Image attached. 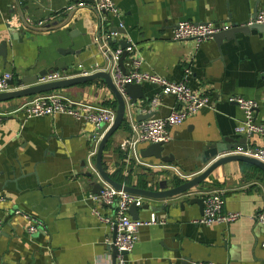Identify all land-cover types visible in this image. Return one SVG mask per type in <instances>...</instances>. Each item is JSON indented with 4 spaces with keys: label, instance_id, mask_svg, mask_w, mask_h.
Segmentation results:
<instances>
[{
    "label": "crops",
    "instance_id": "1",
    "mask_svg": "<svg viewBox=\"0 0 264 264\" xmlns=\"http://www.w3.org/2000/svg\"><path fill=\"white\" fill-rule=\"evenodd\" d=\"M81 1L93 3L0 0V41H9L5 60L0 55V74L10 72L16 81L42 70L56 71L55 62H64L66 68L59 66L60 71L77 72L78 64L90 73L112 70L93 40L101 21L100 37L111 49L133 44L134 54L142 59V71L173 82L185 81L213 102L181 125L168 128L171 139L165 142L162 154L172 155V162L139 154L155 166L147 167L125 162L119 142L131 134V123L141 120L139 115L149 113H142L141 107L146 109L152 98L158 97V105L150 111L156 117L166 116L176 100L173 95L161 94L160 87L152 83L140 84L143 98L135 105L123 94L125 124L107 140L101 157L113 180L147 190L158 189V182L166 180L170 188L221 157L203 161L207 146L225 138H245L239 145L264 148V137L236 132L243 112L227 101L232 95L253 100L257 104L255 121L264 124V33L257 29L247 34L236 31L221 43L213 36L198 48L191 41L172 40L179 21L230 24L227 31L244 25L264 8V0H113L117 15L108 13L100 18L89 7L69 9ZM71 10L70 21L59 27ZM13 16L15 24L20 21L19 27L8 25ZM22 17L42 29L25 28ZM39 20L45 21L42 27L35 25ZM111 27L117 31L110 34L107 30ZM9 28L17 30L16 39L10 38ZM123 66L125 72L130 69L128 55ZM17 88L18 84H9L8 91ZM50 93L115 111L117 107L102 78L0 102V111L8 113L0 124V197L4 198L0 201V264H112L108 244L113 231L93 211L111 216L112 208L89 196L97 194L94 183L84 176L90 173L101 184L95 165L98 146L94 156L88 155L93 148L92 125L61 113L26 118L18 109L33 96ZM145 146L139 145L138 153ZM175 169L191 177H179ZM213 190L221 193L223 210L240 213L237 220L211 225L194 222L201 217L203 207L190 204L189 199L203 198L205 192ZM140 197L137 219L147 220L152 214L156 222L140 227L133 249L126 254V264H264V226L253 218L256 212L264 211V172L253 164L228 161L183 194ZM15 210L21 213L15 214ZM24 214L39 221L38 231L27 232Z\"/></svg>",
    "mask_w": 264,
    "mask_h": 264
},
{
    "label": "built area",
    "instance_id": "2",
    "mask_svg": "<svg viewBox=\"0 0 264 264\" xmlns=\"http://www.w3.org/2000/svg\"><path fill=\"white\" fill-rule=\"evenodd\" d=\"M73 7H89V10L93 15L98 17L108 13L117 15V8L113 0H93L92 4H87L81 1L77 2L74 6H70L69 9ZM25 22L31 25L29 21L25 20ZM15 23L16 18L14 16L8 20L9 26H20V21L17 24ZM44 23L45 21L39 20L36 21L35 25L42 27ZM251 24H264V8L259 9L244 25ZM22 26L27 28L23 22ZM230 27V24L217 25L212 22L196 23L179 21L173 28L172 40L175 42L191 41L193 42L194 48H198L205 40L212 38L217 33L227 31ZM112 33L115 32H111L110 34ZM93 40L98 49L103 51L106 58L109 60L110 65L112 66V70H110L112 82L120 92L123 91L125 84L152 83L160 87L161 94L173 95L176 100L175 107L172 108L166 116H151L131 123V134L124 137L119 142L120 150L125 162L133 161L140 166L155 167L154 165L145 162L139 156L138 146L141 144L148 145L151 143H165L169 141L171 139L168 132L169 127L181 125L186 119L194 116L200 109L207 106H213V102L204 92L191 89L187 86L185 81L173 82L155 73L142 71L140 69L142 59L140 56L134 54L135 46L133 44H130L127 47L111 49L108 46L107 41L103 40L100 36H94ZM123 52H126L128 57H130V69L126 72H123L118 65V59ZM76 70L77 72H74V69L47 72L38 76L33 84L48 83L77 75L90 74V72L84 71L80 64L76 65ZM185 72L188 74L189 68H186ZM11 79L12 74L10 72L6 71L0 74V93L9 90V81ZM227 101L237 104L243 112V121L236 127V132L238 134H243L245 137L253 135L264 137V124L256 123L254 117L255 108L257 107L256 102L237 95L229 96ZM157 105L158 97H154L146 106V109L141 107L142 113H150V111L155 110ZM18 109L24 111L26 118L61 113L70 115L76 120H83L91 124L94 133L92 135L93 148L88 154L89 158L94 156L104 132L109 128L115 118V110L112 108L94 106L84 102H75L61 94L54 93L35 95ZM7 114L8 113L0 111V124ZM237 154L252 157L264 162V148L262 147H251L238 144L235 148L225 151L220 155L228 156ZM88 164L90 168L95 171L93 164L90 162H88ZM170 168L174 169L173 167ZM175 171L179 177H191V175L180 174L176 169ZM99 178L101 180L99 194L89 196L112 208V215L102 216L95 209H93V211L97 214L98 219L108 224L112 231L114 229L116 231L113 244L116 247L117 253L113 264H126V254L133 249L138 238L140 227L154 224L156 218L152 214L147 220L132 218L129 213V207L132 204L138 207L141 206L142 197L126 192L122 189H116L104 181L100 176ZM3 199L0 197V201ZM223 204L224 200L219 191L213 190L205 192L203 196L202 215L198 219H195L194 222L206 225L229 224L240 217V213L237 211L223 210ZM14 213L20 214L21 212L20 210H15ZM23 216L28 221L27 232L35 233L38 231L39 221L25 214ZM253 218L257 223L264 226V211L256 212L253 214Z\"/></svg>",
    "mask_w": 264,
    "mask_h": 264
},
{
    "label": "water",
    "instance_id": "3",
    "mask_svg": "<svg viewBox=\"0 0 264 264\" xmlns=\"http://www.w3.org/2000/svg\"><path fill=\"white\" fill-rule=\"evenodd\" d=\"M256 13L257 12H255V14ZM72 14H73V11L72 10L69 11L66 18L64 20H62L58 26L62 27L63 25H66L70 21ZM21 20L25 24V26H27V29H30V30L31 29H42V28H37L35 26H31L30 24H27L23 17ZM251 29H257L260 32L264 33V24H251V25L235 26L227 32L223 31V32L215 34L214 37L217 39V41L219 43H221L220 41H222V39L224 37L228 38V36H230V34L232 32L241 31L244 34H247L248 32H250ZM107 31L109 33H111V32H116L117 30H116V28L111 27V28H108ZM101 33H102V22L99 21L98 36H100ZM9 35H10L11 39H16L18 36L17 30H15L14 28H9ZM120 43L123 46L126 45V43L124 41H121ZM8 45H9V41H7V40H1L0 41V55L3 57L4 60L6 58V52H7ZM126 55H127V53L123 52L122 55L120 56V58L118 59V65L123 72H125V68L123 66V60L125 59ZM63 63L64 62H55V68L54 69L57 70L59 66H61V67L63 66V69H65L66 67H65V64H63ZM48 71L49 70H42L41 72H39V74H36L33 76H28L27 78H22V79L16 80V81L11 79L9 81V84L14 85L16 83V84H18L19 88L15 89V90H11V91L1 92L0 93V102L15 98V97L30 96V95L38 94V93L45 92V91L60 89V88L66 87V86L91 81V80H94L96 78H102L104 80L105 84L108 86V88L112 92V94L114 95V97L116 98L117 107H116V111H115L114 121L109 126V128L104 132V134H103V136H102V138L98 144V149H97V152L95 155V165H96V169L98 171L99 176L104 181H106L112 187H114L116 189H122L126 192L133 193V194L140 195V196H144V197H148V198L160 199V198H166V197L167 198L168 197H175L177 195L183 194L184 192H186L189 189L197 187L202 181L205 180V178L217 166H219L223 163H226L228 161H232V160L244 161V162L251 163L254 166H256L257 168H259L261 171L264 172V162H262L258 159L252 158V157H247V156L237 154V155L221 156L219 158H216L201 173L195 175L194 177H192L191 179H189L187 181H184V182H182V183H180L174 187H170V188H168V184H167L166 180H160L158 182V189H156V190H147V189L137 188V187L128 186V185H124L122 183H119V182L113 180L104 170V168L102 166V160H101L102 152L104 150V147L106 145L107 140L113 135V133L116 130H118V128L121 126V124L124 120V116H125L126 110H127V104H126V101L123 97V94L127 98H129V100L132 104H135L138 99L143 98L141 85L136 84V83L125 84L123 87V91L120 92L112 82L111 72H110L109 68L106 70H97V71L90 73V74H87V75H77V76H73V77L58 80V81L42 83V84H33V82L36 81V79L39 75H43V74L47 73ZM23 85H25V86H23ZM151 115H152V113L143 114V115H139L137 118L142 120V119L149 118ZM239 143L244 144L245 138H241L238 140H234L232 138H225L224 142H217V143H214L212 145H209V146H207L206 150L204 151L203 161L207 162L208 160H210V158L216 157L217 155L221 154L222 152H224L228 149L235 148ZM164 145H165L164 142L148 144L142 150L139 151V154L144 158H151L152 157V158L158 159L162 162H167V163L172 162L173 161L172 155L162 154L163 150H164ZM243 146H245V145H243ZM84 176L87 177V182H89V183L93 182L94 183V190H95L96 194L98 195L99 190L101 188L100 182L93 180L90 173H85ZM189 203L190 204L196 203L199 206H201V208H202L203 207V198L198 197V196L192 197L191 199H189ZM137 208H138V206H135L134 204H132L129 207V213H130L131 217L134 219L138 218ZM115 234H116V231L114 229L113 234H112L111 243L108 244V249H109V252L112 256V264L114 263V258H115V255L117 253L116 247L113 244Z\"/></svg>",
    "mask_w": 264,
    "mask_h": 264
},
{
    "label": "trees",
    "instance_id": "4",
    "mask_svg": "<svg viewBox=\"0 0 264 264\" xmlns=\"http://www.w3.org/2000/svg\"><path fill=\"white\" fill-rule=\"evenodd\" d=\"M122 124H125V122L123 121V123Z\"/></svg>",
    "mask_w": 264,
    "mask_h": 264
}]
</instances>
